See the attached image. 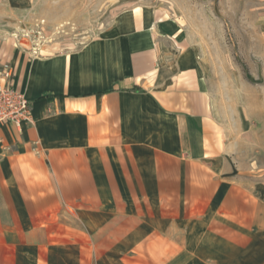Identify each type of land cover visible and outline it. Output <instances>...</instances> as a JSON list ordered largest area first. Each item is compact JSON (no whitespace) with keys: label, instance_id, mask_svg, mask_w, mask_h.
Segmentation results:
<instances>
[{"label":"crops","instance_id":"crops-1","mask_svg":"<svg viewBox=\"0 0 264 264\" xmlns=\"http://www.w3.org/2000/svg\"><path fill=\"white\" fill-rule=\"evenodd\" d=\"M71 51L0 53L30 121L0 128V264H264V100L124 17Z\"/></svg>","mask_w":264,"mask_h":264},{"label":"rangeland","instance_id":"rangeland-1","mask_svg":"<svg viewBox=\"0 0 264 264\" xmlns=\"http://www.w3.org/2000/svg\"><path fill=\"white\" fill-rule=\"evenodd\" d=\"M136 16L162 56L201 61L212 103L242 111L264 100V0H0V53L51 54Z\"/></svg>","mask_w":264,"mask_h":264},{"label":"built area","instance_id":"built-area-1","mask_svg":"<svg viewBox=\"0 0 264 264\" xmlns=\"http://www.w3.org/2000/svg\"><path fill=\"white\" fill-rule=\"evenodd\" d=\"M31 53L37 54L36 51ZM13 78L11 65L6 61L0 62V128L8 123L20 126L21 123L30 121V103L26 96L14 87Z\"/></svg>","mask_w":264,"mask_h":264}]
</instances>
